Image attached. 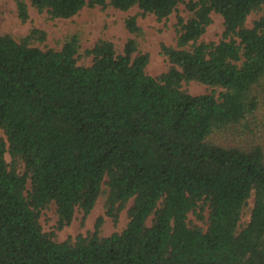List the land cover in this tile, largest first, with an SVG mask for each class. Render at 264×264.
<instances>
[{
  "label": "trees",
  "instance_id": "trees-1",
  "mask_svg": "<svg viewBox=\"0 0 264 264\" xmlns=\"http://www.w3.org/2000/svg\"><path fill=\"white\" fill-rule=\"evenodd\" d=\"M181 3L193 16L178 15L176 44H161L171 65L151 75L138 15L167 21ZM16 4L22 22L30 5L52 19L85 7L140 10L125 19L133 36L123 52L99 38L84 51L88 65L78 64V32L60 49L38 45L48 32L36 26L0 34V264H264V145L238 140L264 115V13L246 24L264 0ZM213 11L224 22L217 42L201 39ZM193 80L221 91L190 93L183 82ZM104 185V215L117 224L126 209L121 231L102 235L104 215L74 238L44 230L50 203L63 229L78 208L87 218Z\"/></svg>",
  "mask_w": 264,
  "mask_h": 264
},
{
  "label": "rangeland",
  "instance_id": "rangeland-1",
  "mask_svg": "<svg viewBox=\"0 0 264 264\" xmlns=\"http://www.w3.org/2000/svg\"><path fill=\"white\" fill-rule=\"evenodd\" d=\"M30 1V0H27ZM16 0H0V34L11 32L16 36L26 34L32 27L36 26L43 28L48 32V37L44 43L38 42L42 48L53 47L60 49L67 36L74 32L81 34L82 44L81 51L78 54V64L88 65L92 62V56L84 54L86 48L92 46L97 39L107 38L112 40L116 46L117 52L121 53L124 50L126 41L133 36L125 25L127 16L137 14L139 12L138 5L131 7L128 10H121L112 5L105 8L96 6L94 8L85 7L76 15L70 18H55L49 17L46 11L39 12L34 6L28 7L30 11V19L27 22H22L18 10L16 9ZM264 12H252L247 19L248 26L253 25V21L260 17ZM178 15L184 16L186 19L193 16V12L186 8L185 3H181L176 11H174L165 20H158L155 14H148L146 16L138 15V21L144 28L146 35L141 41V49L150 52V62L147 66V71L154 76L167 71L171 65L168 57L161 51V44H176L177 41V18ZM212 23L208 26L207 31L201 39L206 41H219L222 37L224 29L223 16L213 11ZM183 88L187 89L190 93L201 94L216 90V94L221 91V87H211L202 84L198 81H184ZM262 121L258 123L259 126L254 128L252 132H245L243 136H239L240 144L247 147L252 141L261 142L264 145V115ZM0 135H4L0 129ZM257 140H253L254 137ZM238 140L232 139L223 140L228 143H237ZM239 143V142H238ZM8 161L11 160L10 154L6 153ZM23 163L20 164L19 170L23 171ZM29 186V184H28ZM107 187L104 185V192L100 195L94 208L89 213L87 218L83 221V212L78 208L74 214L72 222L65 226L63 229H57L58 213L56 204L54 202L43 209L40 221L44 230L55 232L57 240H65L74 238L78 233L87 234L89 231L94 230L97 218L104 215L105 201L107 195ZM132 201L129 202V205ZM254 204V196L249 198L248 204L244 208L241 225H245L251 216V210ZM207 215V212L205 213ZM105 221L102 227V235H110L114 231H121L128 223V216L126 209L120 214L119 221L115 224L111 217L104 215ZM191 220L203 224H207L202 220L196 218L193 213L189 214ZM152 216L148 219L150 223Z\"/></svg>",
  "mask_w": 264,
  "mask_h": 264
}]
</instances>
